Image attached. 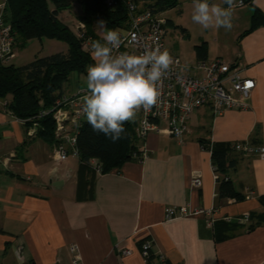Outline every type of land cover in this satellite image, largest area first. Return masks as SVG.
I'll list each match as a JSON object with an SVG mask.
<instances>
[{"label": "crops", "instance_id": "crops-1", "mask_svg": "<svg viewBox=\"0 0 264 264\" xmlns=\"http://www.w3.org/2000/svg\"><path fill=\"white\" fill-rule=\"evenodd\" d=\"M209 2L227 7L223 0ZM242 8L248 20L242 29L233 24L231 49H205L197 59L236 61L256 83L250 109L213 117L207 107L197 108L181 140L157 132L136 139L147 153L142 161L131 157L101 173L69 156L55 171L52 144L7 111L10 96L0 98V264H69L71 244L82 264H264V223L253 219L264 213L258 200L264 195V158L229 151L234 165L225 174L242 197H219L208 147L264 145V23L250 29L254 9L264 14V0L234 9ZM79 11L73 1L57 18L76 33ZM97 25L95 20L86 27L93 40L101 39ZM193 171L200 173L198 187L191 184ZM58 178L62 183L54 187L49 181ZM181 205L215 209L219 218L247 213L249 220L231 225L217 219L207 226L203 216L164 217L167 207ZM146 241L147 259L141 254Z\"/></svg>", "mask_w": 264, "mask_h": 264}, {"label": "built area", "instance_id": "built-area-1", "mask_svg": "<svg viewBox=\"0 0 264 264\" xmlns=\"http://www.w3.org/2000/svg\"><path fill=\"white\" fill-rule=\"evenodd\" d=\"M138 2L141 1L104 0L108 8H115L120 3L126 10V27L114 29L120 32L123 41L118 51L140 54L145 47L157 46L161 50H168L165 41L167 17L163 12H154L148 6L140 8ZM241 5V2L236 3V6ZM77 26L76 36L83 50L90 54L92 36L85 31L83 22H78ZM170 54L174 63L159 85L158 104L147 112L141 109L137 113L138 119L134 125V133L138 141H142L150 132L165 133L181 140L189 131L191 113L200 107H207L213 117L220 116L227 110L250 109V97L256 83L253 78L243 74V69L237 65L236 61L227 62L221 58L197 59L193 63L185 64L178 56L171 52ZM14 55L15 33L8 19L7 0H0V65L9 64ZM85 94L86 89L73 95L64 94L55 100L52 107L39 114L40 116L49 114L54 124L51 150L56 164L55 171L58 164L64 162L69 156L79 159L77 134L84 118L81 108ZM5 105L7 106L6 102ZM229 145L232 151L264 158V145L249 142H231ZM136 147L137 150L131 157L142 161L147 157L146 150L142 145ZM57 153L60 154L59 158ZM87 163L94 171L100 172V165L94 159H90ZM212 168L216 182L222 178L228 179L222 176L214 166ZM66 176H68L67 173ZM190 180L193 186L198 187L201 183L200 173L193 171ZM189 216H203L207 226H212L217 219L238 224H244L249 220L247 213L239 217L224 215L219 218L215 209L193 208L188 205L167 207L164 212L166 219ZM150 247L149 241L141 245V254L145 259L149 257ZM70 250L72 258L69 264H82L77 245L71 244ZM124 253L126 254L127 251Z\"/></svg>", "mask_w": 264, "mask_h": 264}, {"label": "trees", "instance_id": "trees-1", "mask_svg": "<svg viewBox=\"0 0 264 264\" xmlns=\"http://www.w3.org/2000/svg\"><path fill=\"white\" fill-rule=\"evenodd\" d=\"M73 1L80 6L77 19L84 23L88 34L86 27L95 20L104 21L110 30L126 27L127 14L125 7L120 3L115 8H108L104 0H7V14L15 33L16 46L22 48L27 41L42 38L62 40L67 44L65 52L36 56L22 66L12 63L0 65V98L10 96L6 107L11 114L25 121L27 127L35 124L37 136L50 144L53 143L52 118L49 114H39L52 107L55 100L65 94L64 83L71 72L87 75V67L93 64L91 55L83 50L76 33L57 18L60 11L71 9ZM137 1H144L154 12H164L178 4V0ZM237 2L245 5L251 4L252 0ZM261 23H264V14L254 9L250 29ZM204 54L205 48H201L197 57H203ZM134 125V122L125 123L122 138L113 143L103 133L94 132L84 116L77 134L81 165L89 166L87 162L94 159L100 165L102 173L118 169L131 160V155L136 150ZM229 144L230 142H223L208 145L212 165L226 177V171L234 165V160L229 158L228 154L231 151ZM217 193L219 197H242L235 192L229 179L224 178L219 181ZM258 200L264 208V195L259 196ZM253 219L264 223V213L253 216Z\"/></svg>", "mask_w": 264, "mask_h": 264}, {"label": "clouds", "instance_id": "clouds-1", "mask_svg": "<svg viewBox=\"0 0 264 264\" xmlns=\"http://www.w3.org/2000/svg\"><path fill=\"white\" fill-rule=\"evenodd\" d=\"M223 5L227 7L193 0L191 19L204 29L231 30L236 0H223ZM97 26L101 39L91 41L93 64L87 67L81 114L94 132L115 143L122 138L125 123L134 122L141 109L147 112L158 104L159 85L174 60L159 46L145 47L140 54L119 52L123 43L120 32L106 30L102 20Z\"/></svg>", "mask_w": 264, "mask_h": 264}, {"label": "rangeland", "instance_id": "rangeland-1", "mask_svg": "<svg viewBox=\"0 0 264 264\" xmlns=\"http://www.w3.org/2000/svg\"><path fill=\"white\" fill-rule=\"evenodd\" d=\"M248 6H244L246 8ZM233 10L232 25L238 22V28H245L244 20H248L244 14L246 9ZM193 0H178L175 7L165 10L164 16L167 17L166 26V44L170 50L180 58L185 64L193 63L197 60L199 49L215 51L217 49L230 50L234 45L236 30L224 28L204 29L199 24L192 21ZM241 14V16H240ZM246 17V18H245ZM237 26V25H236ZM67 50L66 42L57 39L42 38L31 39L25 44V47L15 46L16 56L10 63L15 66H22L32 61L36 56H47L56 52H65ZM222 60H225L221 58ZM227 62H230L226 60ZM64 89L67 94L77 93L86 89V74L71 72L67 81L64 83Z\"/></svg>", "mask_w": 264, "mask_h": 264}, {"label": "water", "instance_id": "water-1", "mask_svg": "<svg viewBox=\"0 0 264 264\" xmlns=\"http://www.w3.org/2000/svg\"><path fill=\"white\" fill-rule=\"evenodd\" d=\"M49 182L55 187V186L61 184V183H62V180L58 178V179H55L54 181H52V180L50 179Z\"/></svg>", "mask_w": 264, "mask_h": 264}]
</instances>
